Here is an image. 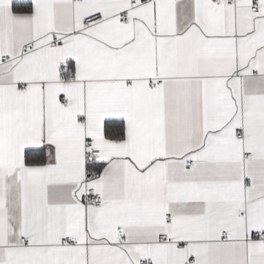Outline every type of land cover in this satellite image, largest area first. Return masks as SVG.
Masks as SVG:
<instances>
[{
    "label": "snow or ice",
    "instance_id": "obj_1",
    "mask_svg": "<svg viewBox=\"0 0 264 264\" xmlns=\"http://www.w3.org/2000/svg\"><path fill=\"white\" fill-rule=\"evenodd\" d=\"M0 264H264V0H0Z\"/></svg>",
    "mask_w": 264,
    "mask_h": 264
}]
</instances>
